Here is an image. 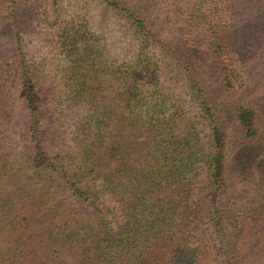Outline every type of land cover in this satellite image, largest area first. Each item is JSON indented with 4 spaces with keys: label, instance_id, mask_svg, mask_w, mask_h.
<instances>
[{
    "label": "trees",
    "instance_id": "1",
    "mask_svg": "<svg viewBox=\"0 0 264 264\" xmlns=\"http://www.w3.org/2000/svg\"><path fill=\"white\" fill-rule=\"evenodd\" d=\"M102 1L132 56L107 57L86 24H59L50 86L6 0L0 264H264V162L241 201L225 178L227 115L264 158L259 109L230 96L237 0ZM174 24L207 55L208 79L177 52ZM260 54L264 66V32Z\"/></svg>",
    "mask_w": 264,
    "mask_h": 264
},
{
    "label": "rangeland",
    "instance_id": "2",
    "mask_svg": "<svg viewBox=\"0 0 264 264\" xmlns=\"http://www.w3.org/2000/svg\"><path fill=\"white\" fill-rule=\"evenodd\" d=\"M157 1L160 0H148L147 4L154 6ZM237 6L229 21L232 51L236 59L234 95L230 96L257 106L264 125V66L260 54L264 32V0H237ZM6 7V0H0V52L9 47V27L5 16L11 8ZM16 15L27 55L39 62V67L47 76L46 83L50 86L60 82L61 75L58 49L54 44V26L86 24L89 31L98 37L104 55L113 59L132 56L135 47L132 36L125 33L123 21L102 0H16ZM180 25L174 24L176 31L172 32L177 52L187 57L188 65L200 70L202 76L208 79L211 74L207 55L193 47V43L187 42L188 38L178 35ZM8 76L10 78V73ZM16 112L22 114L18 110ZM227 116L224 123L225 178L233 195L241 201L253 189L262 186V143H247L233 116ZM11 140L13 145L17 144L15 136ZM65 140L69 141L67 138Z\"/></svg>",
    "mask_w": 264,
    "mask_h": 264
}]
</instances>
